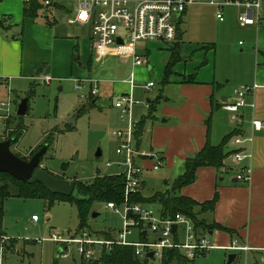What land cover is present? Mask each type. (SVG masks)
<instances>
[{
	"label": "crops",
	"instance_id": "0c3cea01",
	"mask_svg": "<svg viewBox=\"0 0 264 264\" xmlns=\"http://www.w3.org/2000/svg\"><path fill=\"white\" fill-rule=\"evenodd\" d=\"M58 1L54 7L47 6L49 8L42 10L40 15L32 20L23 17V0H0V17L7 18L6 24H10L7 29L0 27V83L11 82L15 79L34 82L35 78L41 75H49L50 82L62 83L60 89H63L68 83H74V79L85 78L86 68H92L93 71L94 66L101 63L103 59L116 57L113 55L99 57L100 55L92 45L93 21L84 24L69 22L75 17L77 6H75L74 16L68 19L69 24L76 26V32L58 31L54 12L64 8ZM263 15L261 24L257 26H239L236 16L233 19L225 18L223 22L217 20L222 28L240 33L246 49L241 54L233 53L232 41L227 43L217 38V42L210 43L202 47L203 49H197V51L204 50L208 53L211 51L212 59L209 54L204 62L200 61V64L189 63L187 59H184L182 63L181 57L185 58V55L179 48L180 62L177 61L173 65L168 82L166 84L161 82L162 88L167 85L171 87L168 90V97L163 100L161 89L153 101L151 116L144 123L138 150L151 155L148 158L141 157L137 160L143 171L154 170L152 165L155 159L160 158L162 164L157 169H161L158 179L173 182L183 173L185 160L197 153L207 140L217 145L225 135L236 130L237 133L226 143L228 144L227 149H225L226 145L224 146V152L228 156L223 166L220 169L210 166L198 168L194 182L181 188L178 194L202 203L212 199L214 193H217V201L208 220L225 227L226 230L215 229L208 233V237L215 246L214 249L218 251L243 252V264H264V128L252 132L251 160H244L238 164L233 161L231 155L239 148L244 147L245 150L249 147L245 143L235 145L233 138L251 133L250 120L257 118L264 122ZM39 18V22H36ZM233 22L237 24V28L233 27ZM219 49L225 51L222 60H220L221 56L218 57L219 59L216 58ZM146 52L149 51L144 44L138 54L145 58V65L132 66L130 58L116 57L119 61L117 66L120 68L124 66V73L129 68L128 77L130 78L131 71L135 74L137 69L148 66L149 60L145 57ZM196 54L200 55L202 52ZM163 67L162 79L165 65ZM189 76H193L192 82L187 81ZM129 78L123 81V87L118 86L117 92H114L112 96L128 92ZM253 84H257L258 87L245 97L246 106L242 107L239 112L240 123L237 124L229 118V122L234 124L225 128V122L213 119L216 111L227 112L222 108V104L233 97L235 90ZM96 100L95 96L94 101H91L94 103L93 107L96 106ZM150 102L152 101L147 99V104ZM98 108L100 112L104 108L109 109L108 115L113 121L114 128H124L119 118V111L113 106L112 99L107 107L100 105ZM142 117L145 116L141 114ZM218 140H220L219 143H214ZM247 165L251 166V179L249 183H243L237 180L236 176L241 167ZM142 176L141 172V194L147 179L145 174V178ZM228 229L233 233L227 231ZM1 233L6 236L3 228ZM8 238L7 244L13 241L12 238ZM40 240H35V242L40 244L48 239ZM234 242L237 246L246 247V249L229 250L228 248ZM55 243L63 245L62 250H67V245L60 242ZM62 250H57V254L63 253ZM236 258L237 255L234 254L232 262ZM1 259L2 256L0 262Z\"/></svg>",
	"mask_w": 264,
	"mask_h": 264
},
{
	"label": "rangeland",
	"instance_id": "374dc122",
	"mask_svg": "<svg viewBox=\"0 0 264 264\" xmlns=\"http://www.w3.org/2000/svg\"><path fill=\"white\" fill-rule=\"evenodd\" d=\"M199 1L200 4L187 7L181 22L178 23L181 33L179 48L185 55V58L181 57L180 61L183 63L184 59H187L189 63L200 64V61L204 62L209 54L212 59L211 51L208 53L204 50L197 51V49H203L202 47L217 42V38L227 43L232 41L231 50L234 54L244 52L246 50L243 46L244 39L240 33L222 28L215 18V8L205 4L206 0ZM58 3L64 8L54 12L55 19H57L56 29L63 33H75L76 26L68 23V19L72 18L76 11L75 1L59 0ZM224 15L226 19H233L236 16V9L226 8ZM39 20L40 18L36 22ZM234 22L233 27L237 28ZM85 30L88 32L87 28ZM239 41L241 42L238 43ZM144 44L149 51L145 54L149 64L140 70L137 69L134 74L136 87L132 94L136 104L133 105L132 112L133 119L136 121L141 119V114L147 117L150 112L154 102L147 104V99L154 101L162 89L164 100L168 97V90L171 88L169 85L162 88L161 84L163 66L169 54L167 47L170 44L160 41L142 42L137 44V52L141 51ZM199 52L202 54H196ZM223 53L225 51L219 49L216 58L221 56L220 60H222L225 56ZM118 63L116 57L106 58L95 65L93 71L92 68L85 69L84 76L99 80V88L96 95V106L80 115H76L77 110L82 105H86L87 100L79 98V92L75 90L73 82L65 85L63 89H60L62 83L51 81L49 84H44L36 78L34 82L26 79L1 82L0 105L2 103L9 105L3 107L0 114L8 113L10 116L0 120V141L16 136L18 123H22L25 129L21 130L16 143L10 148L11 151L20 158L28 160L43 145L44 134L53 133L51 144L49 143L48 149L41 158L40 167L54 176L69 181L89 182L97 174L119 173L122 167L116 165L118 157L115 153L119 143L117 138L111 135V131L116 128L112 126L113 121L108 115L109 109L104 108L100 112L98 108L100 105L107 107L110 100L114 99L112 95L117 92L118 86L123 87V81L129 78L130 69L128 68L124 73V66L120 68L117 66ZM148 81H153L154 86L150 90H145L143 85ZM82 84L83 91L87 92L88 83L83 82ZM25 97H28L27 111L21 118L16 117L17 106ZM229 118L228 112L219 110L215 112L213 119L225 122L226 128L234 124L229 122ZM6 120L9 122L7 126ZM68 126L73 129L67 130ZM219 142L220 140L214 143ZM227 147L228 144L225 149ZM97 150L101 151L98 157L95 155ZM107 162L111 165L106 166ZM96 169L100 172L97 173ZM160 170L142 171V177H147L142 194L150 195L154 191H165L171 188L172 182L158 179ZM73 195L77 197L75 192ZM145 206L155 218L159 217L158 204H146ZM3 210L5 215L2 228L6 236L12 238L13 241L7 244L9 238L5 235L0 236V246L3 250L0 264H80L81 257L76 250L77 244H69L67 250H62L63 245L49 240H44L40 244L35 242L38 239L50 238L52 234H59L61 238L79 237L80 220L77 207L73 202H55L48 209L43 199L10 196L3 202ZM93 212L97 213L95 217L92 216ZM32 215L38 217L37 222L31 219ZM124 218V205L120 204L115 211L106 207V203H94L86 220L88 227L84 231L99 233V235L109 231L112 238H117V232L123 228ZM127 240L137 241V236H128ZM20 241L21 243H17ZM59 249L67 252L68 256L63 258L58 255L57 250ZM229 254L237 255L236 260L229 264H243V252L218 251L217 249L209 250L189 264H223L224 261L227 264ZM146 264H160V257L156 255Z\"/></svg>",
	"mask_w": 264,
	"mask_h": 264
},
{
	"label": "built area",
	"instance_id": "2783aa9c",
	"mask_svg": "<svg viewBox=\"0 0 264 264\" xmlns=\"http://www.w3.org/2000/svg\"><path fill=\"white\" fill-rule=\"evenodd\" d=\"M29 2L30 0H23ZM77 6V12L70 23H92V45L99 57L113 55L121 59L130 58L132 66L145 65V58L138 54L136 46L142 42L160 41L164 43H173L177 39V27L181 22L182 16L187 7L194 4H200L199 0H74ZM57 0H43L45 6L56 3ZM205 4L215 8V17L218 21L223 22L225 19L224 9L234 8L237 11L236 20L239 26L261 24L262 15L264 14V0H206ZM122 29V32H120ZM118 39L121 43H118ZM44 84L51 80L49 75H41L37 78ZM83 82L88 83V91H83ZM75 90L79 92V98L87 101L97 95L99 81L91 77L74 79ZM128 92L114 95L112 100L113 106L119 111L120 121L124 128L111 131V135L119 140L115 149L118 156L116 165L121 166V172L118 175L123 176V199L120 203L124 205L125 218L123 228L117 232V238L104 240L98 237H92L87 232H82L79 237L61 238L58 234H52L47 238L53 242H60L65 245L77 244V253L84 260H90L97 256V246L106 247L112 244L133 246L135 254L145 256L153 252L161 257L164 249H179L186 259L194 260L196 257L204 255L209 250L215 248L211 243L207 233L196 229L192 220L181 213L174 217L153 216V213L140 203L131 202V198L140 191L142 166L137 163L141 157L148 158L151 154H144L135 148L134 127L132 108L136 104L133 97V89L136 87L134 82V73L130 72L128 80ZM154 86L153 81H148L143 88L150 90ZM258 87L257 84L252 86H242L235 90L231 99L222 104V108L230 114V120L235 123L241 122L240 109L246 106L245 97ZM9 104L0 105V113L3 107ZM253 106V104H252ZM8 113L0 114L2 118L7 119ZM251 133L249 135L235 136L233 142L235 145L248 144L245 150L239 148L231 155L234 162L240 164L244 160L252 159L251 144L253 142L254 131L264 128V122L257 118L250 120ZM154 157L155 155L152 154ZM156 157V156H155ZM162 164L160 158L155 159L152 169L157 170ZM111 163L107 162L106 166ZM237 180L243 183H249L251 179V166H243L238 171ZM120 204L108 202L106 206L117 211ZM131 212L130 214L128 212ZM33 221L38 217L33 215ZM175 226V230L172 226ZM135 235L137 241L127 240L128 236ZM143 235L145 240L139 236ZM6 238H8L6 236ZM41 239L40 241H42ZM229 250H241L246 247L237 246L234 242ZM3 254L0 246V257ZM63 258L68 256L67 252L60 254Z\"/></svg>",
	"mask_w": 264,
	"mask_h": 264
},
{
	"label": "trees",
	"instance_id": "16d2710c",
	"mask_svg": "<svg viewBox=\"0 0 264 264\" xmlns=\"http://www.w3.org/2000/svg\"><path fill=\"white\" fill-rule=\"evenodd\" d=\"M56 3H52L51 6H55ZM50 7V6H49ZM43 4V0H30L24 2L23 17L35 20L45 8H49ZM7 18L0 17V27L7 29L10 24H6ZM180 30L177 27V39L171 43L167 50L169 57L165 63L164 77L162 84L168 82V78L171 73L173 65L180 60L179 55V40ZM21 38V36H19ZM193 80V76H189L187 81ZM32 93V91H31ZM30 97V96H29ZM92 98L87 101V105H82L76 115L84 113L87 109L92 108L94 103L91 102ZM150 103H153L150 102ZM154 105V104H153ZM153 105H151L149 115L142 117L138 122L135 123L134 127V143L135 148L139 149L141 142V135L143 133V127L146 119L151 116L153 111ZM21 118L22 116L16 115ZM6 120V126L8 125ZM16 136L10 137L12 144H15L18 136L21 134V130H24L22 123H18ZM67 130L73 129L68 126ZM55 133V132H54ZM237 133L233 130L229 134L225 135L221 142L217 145H213L207 140L204 146L193 156L188 157L184 162L183 173L180 174L172 182L170 189L162 192H154L150 196H143L140 191L131 198V202L146 204H158L159 215L163 218L174 217L177 213L188 216L196 229H199L203 233H210L215 229L226 230L225 227L216 224L213 221L208 220V216L212 213L214 205L217 201V193H214L212 199L198 203L189 197L179 195L178 192L181 188L194 182L196 178V171L200 167L210 166L215 169H220L223 166L225 158L228 156L224 152V146L230 140V138ZM53 133L47 132L44 136V143L51 144L53 139ZM43 157V156H42ZM123 176L120 174L111 175H100L97 174L89 182H81L75 180V190L77 194L75 197L72 193L70 196H63L60 194H54L49 192L43 185L34 181L33 179L28 182H22L12 175L6 172H0V236L2 232V220L4 217L3 202L10 196L20 198H39L46 202V206L49 209L55 202L69 201L73 202L78 210L79 215V232H85L84 230L88 227L86 224L87 217L89 216L91 207L94 203H108L113 202L120 204L123 199ZM208 213V214H207ZM233 233L232 230H227ZM89 233V232H88ZM92 237L102 238L104 240H111L112 236L109 231L100 233H89ZM74 238V237H73ZM141 240H145L143 235L139 236ZM148 258L146 255L141 258L135 254V248L133 246L112 244L109 247L105 245L101 246V249L97 252V256L90 260H84L81 258L80 264H146ZM193 260L185 258L181 250L179 249H164L160 257V264H189Z\"/></svg>",
	"mask_w": 264,
	"mask_h": 264
},
{
	"label": "water",
	"instance_id": "95a60500",
	"mask_svg": "<svg viewBox=\"0 0 264 264\" xmlns=\"http://www.w3.org/2000/svg\"><path fill=\"white\" fill-rule=\"evenodd\" d=\"M118 43H121V40L118 39ZM28 108V97L23 98L17 106L16 115L23 116ZM12 139H5L0 141V172H6L12 175L14 178L22 181L28 182L33 179L39 184L43 185L49 192L54 194H60L63 196H70L75 190V181H69L54 176L46 169L40 167V161L42 156L47 150V145L43 144L38 151H36L28 160L22 159L19 156L15 155L11 151ZM97 157L101 155V151L97 150ZM96 172L99 173L100 170L96 169ZM131 213L130 211L128 212ZM96 212L92 213V216L95 217ZM172 229L175 230V226H172ZM100 246L96 247V250L99 251ZM153 252L147 253L148 258H153ZM234 258V254H230L228 257L227 264L231 263Z\"/></svg>",
	"mask_w": 264,
	"mask_h": 264
},
{
	"label": "flooded vegetation",
	"instance_id": "af4514ba",
	"mask_svg": "<svg viewBox=\"0 0 264 264\" xmlns=\"http://www.w3.org/2000/svg\"><path fill=\"white\" fill-rule=\"evenodd\" d=\"M12 145H13V144H12ZM12 145H11V146H12Z\"/></svg>",
	"mask_w": 264,
	"mask_h": 264
}]
</instances>
